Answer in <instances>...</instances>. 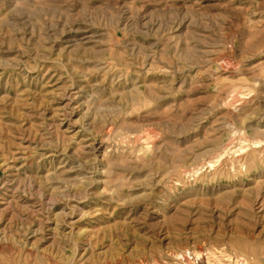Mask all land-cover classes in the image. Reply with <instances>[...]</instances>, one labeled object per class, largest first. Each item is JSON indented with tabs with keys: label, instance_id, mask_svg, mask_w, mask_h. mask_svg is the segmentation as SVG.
Instances as JSON below:
<instances>
[{
	"label": "rangeland",
	"instance_id": "374dc122",
	"mask_svg": "<svg viewBox=\"0 0 264 264\" xmlns=\"http://www.w3.org/2000/svg\"><path fill=\"white\" fill-rule=\"evenodd\" d=\"M0 264H264V0H0Z\"/></svg>",
	"mask_w": 264,
	"mask_h": 264
},
{
	"label": "bare ground",
	"instance_id": "6f19581e",
	"mask_svg": "<svg viewBox=\"0 0 264 264\" xmlns=\"http://www.w3.org/2000/svg\"><path fill=\"white\" fill-rule=\"evenodd\" d=\"M90 38V37H89ZM79 43V42H78ZM86 250V249H85ZM244 261V260H243ZM231 263V262H230ZM241 263V262H240ZM244 263V262H243Z\"/></svg>",
	"mask_w": 264,
	"mask_h": 264
}]
</instances>
